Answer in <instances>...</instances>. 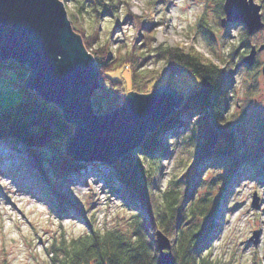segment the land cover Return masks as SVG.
Wrapping results in <instances>:
<instances>
[{"label":"rangeland","instance_id":"rangeland-1","mask_svg":"<svg viewBox=\"0 0 264 264\" xmlns=\"http://www.w3.org/2000/svg\"><path fill=\"white\" fill-rule=\"evenodd\" d=\"M121 1L122 5L116 13H104L99 29L100 39L94 47L107 40L115 51L123 48L122 53L137 52L140 49L135 48L143 46L145 41L144 34L152 33L154 46L195 48L216 65L227 68L225 78L231 95L230 112L246 111L248 139L240 138L237 142L236 154L242 161L240 167L229 169L235 162L229 157L223 167L214 166L213 161L206 164L200 159V166L193 171L196 150L204 141L212 138L214 149L224 144L213 135L208 138L204 136L201 115L182 117V124L178 126L179 135L169 131L166 133L168 152L162 158L151 159L137 150L132 151L135 157L145 162L146 169L152 160L162 168L160 173L155 174L152 192L160 194L177 190L184 172L189 178L195 175L196 179L199 178L196 198L219 199L215 215L218 226L208 234V246H211L213 257L227 264H264V130L260 128L264 115V49L257 52L255 63L249 68L241 61L252 46L264 44V28L249 35L240 23L227 22L223 26L221 20L224 14L220 15L222 0ZM257 3L263 5V0ZM65 6L68 16L79 7L73 1L65 3ZM93 18V6L86 5L82 21L87 34L93 33ZM153 54L150 53L143 67L156 73L163 71L164 60H158ZM119 72L109 77L124 78L127 89H130L128 69H123L121 74ZM18 79L16 69H2L0 111L21 99L22 94L16 89L20 83ZM21 81L24 82L22 78ZM154 82L148 81L145 88L157 85L154 89H158L162 86L161 82ZM196 83L193 75L182 72L175 79V89L182 92V89L193 87ZM106 85L110 88L108 83ZM142 88L137 93L154 90L146 92L144 86ZM93 108L96 113L103 114L107 107L104 103L102 110ZM25 162L27 159L24 155L0 147V264H48L53 239L62 234L67 238H76L88 232V222L101 230H126L132 214L137 212L136 208L127 207L113 194L108 181L101 173H94L93 168L84 171L82 179L78 181L73 180L76 177H70L60 184L50 177L49 169L45 166L37 169V173L42 175L41 179L27 168ZM102 171L107 173V168ZM46 185L76 199L84 218L75 211L66 214L52 209L50 201L43 194ZM254 195L259 199L258 208L252 206ZM190 225V221L185 223L186 227ZM254 231H258L259 235L256 242Z\"/></svg>","mask_w":264,"mask_h":264},{"label":"trees","instance_id":"trees-1","mask_svg":"<svg viewBox=\"0 0 264 264\" xmlns=\"http://www.w3.org/2000/svg\"><path fill=\"white\" fill-rule=\"evenodd\" d=\"M61 1L66 4L73 1L79 5L76 11L69 13V18L74 30L82 36L85 47L94 55L99 65L101 85L92 97L94 107L102 110L103 104L106 103V112L112 111L121 106L127 93L141 92L142 87L145 88V83L150 80L161 82V85L170 83L175 89V79L182 72H189L197 79L193 87L178 91L184 96L181 107L155 132L146 136L143 146L137 149L139 153L151 159L162 158L168 152L166 133L169 131L179 135L178 126L182 124V117L201 115L200 124L204 136H216L224 144L214 149L207 140L204 141L196 150L197 158L193 171L200 166V159L206 164L213 161L214 166L219 167L225 165L229 157L235 161L229 169L242 166L241 158L236 152L238 140L248 139L246 111L243 109L233 113L229 110L231 95L225 78L227 68L216 65L195 48L185 49L180 45L154 46L152 33L144 34L145 41L143 46L135 48L140 49L137 52L122 53L123 48L115 51L107 40L104 44L94 47L100 39L99 29L104 13H116L122 1ZM223 3L224 0L221 1L220 15L224 14ZM89 4L93 6L94 15L92 34L86 33L82 21L83 10ZM150 53H154L158 60H164L163 71L156 73L143 67L149 60ZM242 65L250 67L244 62ZM5 67L17 70L22 97L17 103L0 111V147H7L24 155L27 168L38 178L42 179V175L37 173V169L45 166L49 169L50 177L60 184L70 177H76L73 180L78 181L82 179L84 171L93 168L94 173H101L108 181L113 194L127 207L137 209V212L132 214L126 230H101L88 222V232L76 238H67L62 234L53 239L48 252V264H157V231L171 239L174 264H227L224 260L213 257L211 246H208V234L218 226L215 215L219 199L196 198L199 178L196 179L195 175L189 178L184 172L177 190L155 194L151 184L155 174L160 173L162 168L152 160L150 169H146L145 162L135 157L134 152L128 157L125 167L120 161L111 165L103 162H75L65 150V142L73 133L74 126L66 122L54 104L46 102L24 87L21 78L24 80L27 75L26 66L0 60V73ZM125 68L130 73V89H127L124 78L121 77L120 80L117 77H109L118 71L121 74ZM155 86L157 85L145 88L146 92L153 90ZM260 128L264 130V125ZM104 168H107V173L102 171ZM43 192L52 209H59L61 213L66 214L75 211L74 213L84 218L78 201L70 194L47 185ZM189 221L192 225L186 227L185 223Z\"/></svg>","mask_w":264,"mask_h":264},{"label":"water","instance_id":"water-1","mask_svg":"<svg viewBox=\"0 0 264 264\" xmlns=\"http://www.w3.org/2000/svg\"><path fill=\"white\" fill-rule=\"evenodd\" d=\"M263 8L264 0L263 5L255 0H224L222 24L240 23L252 35L264 28ZM263 49L264 44L252 46L243 62L252 66ZM0 60L26 66L24 87L54 104L74 126L65 150L77 163L120 161L125 167L131 152L142 147L146 136L184 101L176 89L164 84L149 93L130 92L120 107L96 113L92 97L101 85L99 65L61 0H0ZM208 142L212 147L213 139ZM258 202L254 195L252 206L258 208ZM258 236L254 231L255 242ZM156 242L157 264H174L171 239L157 231Z\"/></svg>","mask_w":264,"mask_h":264},{"label":"built area","instance_id":"built-area-1","mask_svg":"<svg viewBox=\"0 0 264 264\" xmlns=\"http://www.w3.org/2000/svg\"><path fill=\"white\" fill-rule=\"evenodd\" d=\"M19 86H20V84H19L18 86H16V89H17V90H20V87H19Z\"/></svg>","mask_w":264,"mask_h":264},{"label":"snow or ice","instance_id":"snow-or-ice-1","mask_svg":"<svg viewBox=\"0 0 264 264\" xmlns=\"http://www.w3.org/2000/svg\"><path fill=\"white\" fill-rule=\"evenodd\" d=\"M257 2H259V0H257Z\"/></svg>","mask_w":264,"mask_h":264},{"label":"clouds","instance_id":"clouds-1","mask_svg":"<svg viewBox=\"0 0 264 264\" xmlns=\"http://www.w3.org/2000/svg\"><path fill=\"white\" fill-rule=\"evenodd\" d=\"M19 91V90H18Z\"/></svg>","mask_w":264,"mask_h":264},{"label":"flooded vegetation","instance_id":"flooded-vegetation-1","mask_svg":"<svg viewBox=\"0 0 264 264\" xmlns=\"http://www.w3.org/2000/svg\"><path fill=\"white\" fill-rule=\"evenodd\" d=\"M255 63V62H254Z\"/></svg>","mask_w":264,"mask_h":264}]
</instances>
